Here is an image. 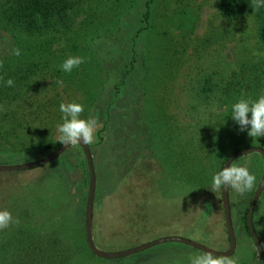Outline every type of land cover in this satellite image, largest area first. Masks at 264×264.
<instances>
[{"label": "rangeland", "instance_id": "374dc122", "mask_svg": "<svg viewBox=\"0 0 264 264\" xmlns=\"http://www.w3.org/2000/svg\"><path fill=\"white\" fill-rule=\"evenodd\" d=\"M130 1H122L123 6L120 4L126 19L119 23V29L107 30L101 26L92 43L99 64L107 66L109 73L103 70L105 75L102 76L108 83L94 88L82 84L77 87L71 83L59 85L64 103L73 101L72 97L77 99L75 102L89 99L87 118L97 121L95 139L88 144L95 176L94 244L103 252H120L160 238L181 237L218 252H227L230 243L222 207V189L216 192L210 189L212 174L219 166L214 147L210 145L209 150L202 153L196 144H192L190 158L184 155V165L167 154L172 152V145L173 148L178 146L179 139L185 141L186 134H177L176 120L179 119L184 126L195 124L187 115L195 107V92L216 85L218 80L234 82L239 76L240 87L246 89L250 86V92L256 95L251 98H256L264 90V50L258 41V16L262 10L227 21L218 13L217 0H156L150 27L144 29L137 39L135 69L129 73L115 99L112 86L119 83L125 70L117 79L115 74L123 66L122 59L130 57L126 52L129 39L143 26L140 13L144 10L145 0H138L133 9L129 8ZM96 2L92 0L90 13L98 21L112 11V0H102V9L97 8ZM82 18L79 17L78 21ZM66 43L65 36L61 35L52 51L54 47L61 49ZM13 48L15 37L0 31V65L12 54ZM255 73L258 75L256 82L253 80ZM49 81L44 83L49 90L39 94L41 100L53 93ZM65 87L68 97L64 94ZM85 87L92 89L91 98L81 97ZM95 94L99 96L93 100ZM161 96L169 111L167 114L176 118L173 124L167 123L164 128H160L157 121ZM112 99L117 101L107 113L106 107ZM178 99H182L179 104ZM87 111L88 108H84L82 118ZM226 111L227 106L218 109L219 113ZM60 121L52 130L55 140L58 138L56 125ZM99 135L103 142L97 145ZM245 137L248 141L240 142L238 137L234 138V148L249 144L254 145L250 148H264V138L257 144L249 143L252 138ZM163 145H166L165 157ZM18 150V145L16 152L7 146L0 148V166L33 163L52 153L33 151L28 153L33 158L25 159ZM233 163L248 167L257 176V183L253 190L244 194L228 189L236 249L227 258L237 259L238 264H263L243 221L263 177V159L259 154H250ZM89 188V167L79 144L72 145L59 159L43 167L2 172L0 209L11 211L17 223L0 232L30 224L51 228L55 222H62L73 229L68 236L77 239V242H71L79 249L72 259L73 264H188L190 255L201 253L182 244L168 243L129 257L87 260L80 252L79 242L82 241V228L86 238ZM190 190L193 191L188 193ZM254 210L253 227L263 247L264 228L257 232L254 225L264 226V191Z\"/></svg>", "mask_w": 264, "mask_h": 264}, {"label": "trees", "instance_id": "16d2710c", "mask_svg": "<svg viewBox=\"0 0 264 264\" xmlns=\"http://www.w3.org/2000/svg\"><path fill=\"white\" fill-rule=\"evenodd\" d=\"M122 1L128 2V0H112V11H108L97 21V17L90 13L92 0H0V31L14 36L15 48L21 49L19 57L11 54L0 65V77L5 80L12 78L15 85L14 87H6L0 81V148L7 146L11 148V151L16 152L18 145L20 148L18 153L24 154L25 159H32L33 157L28 154L29 152H54L63 145L52 137L55 123L61 117L59 105L64 102L56 81L62 79L66 86L71 83L77 87L82 84L83 86H91V88L100 84L99 87H102L108 83L107 78L102 76L103 70L109 73L107 66L104 67L99 64V59L96 58L97 52L93 51L92 43L96 40L97 30H101V26L107 30L119 29V23L125 22L126 13L120 10L122 9L120 4L123 6ZM137 2L138 0H131L129 8L132 7L131 9H133V5ZM96 3L97 8L102 9V0H97ZM155 3L156 0L143 2L144 10L140 13V21L143 26L129 39L127 44L129 49L126 52L130 53V57L122 59L124 61V63L122 62L123 66L118 69L119 73L115 74L117 79L120 72L125 70H123L124 73L119 79V83L112 86L113 98L115 99L119 97L120 90L125 85V79L129 73L135 69L137 39L144 29L150 27ZM252 5L253 0H217L218 13L221 18L227 21H232L254 11ZM125 8L123 7V9ZM261 10V15L258 16L260 20L258 41L264 50V8ZM81 16L83 18L78 21ZM61 35L65 36L68 43L59 50L58 47H54L52 51V46L58 43ZM75 55L81 57L85 55V62L71 73L62 72L59 65L68 56ZM12 68L15 69L8 71ZM240 78V76L234 78V82L227 79L218 80L216 85L205 87L199 93L195 92V105L194 103L193 105L196 108L192 107L187 114L189 121L195 122L193 125L184 126L179 119L176 120V118L168 115L169 111L162 101L163 96L159 98L161 108L157 119L160 123L159 127H167V123L168 125L173 124L176 120L178 123L177 134L179 136L186 134L184 142L179 139L177 147L173 148L172 145V152H168L167 157H175L177 162L184 165V155L190 158L192 144H196L202 153L208 151L209 146L212 145L219 161L218 170H220L232 154L254 147L253 144H249L234 148L232 144V140L236 137L240 142L248 141V139L245 137L247 133L240 132L238 126L231 120L230 104L241 93L249 97L256 96L250 92V86H246V89L240 87ZM48 80H50L48 86L53 93L41 100L39 94H44L49 90L47 86H44ZM253 80L255 82L258 80L256 73ZM91 93L92 89L85 87V92L81 93V97L89 96L91 98ZM64 94L65 97H68L67 87L64 89ZM98 96L99 94H95L93 100L97 99ZM71 99L77 100L73 97ZM113 100L106 107L108 108L107 113L117 101ZM181 100L178 99L176 102L179 104ZM78 103H82L84 108H88L86 114L83 115V118H87L90 113L91 101L85 99ZM226 106V112H218V109H223ZM182 128L185 130L183 133ZM104 129L105 126L102 127V131ZM259 140L263 139L260 138ZM102 142L103 138L99 135L97 145ZM251 142L253 141L249 140V143ZM163 146L162 153L165 157L166 145ZM261 148L263 147L261 146ZM189 180L188 176V183ZM247 210L243 221L246 232L251 237L246 222ZM9 229L0 232V264H73L72 259L79 251L78 248L71 245V242H77V239L68 236L71 234L69 231H73V229L62 222H55L51 228L30 224L27 227L20 226ZM81 235L80 252L84 254L87 260L97 258L89 251L84 228H82ZM98 259L107 261L106 259Z\"/></svg>", "mask_w": 264, "mask_h": 264}, {"label": "clouds", "instance_id": "9594fccd", "mask_svg": "<svg viewBox=\"0 0 264 264\" xmlns=\"http://www.w3.org/2000/svg\"><path fill=\"white\" fill-rule=\"evenodd\" d=\"M253 10L259 11L264 8V0H253ZM12 55L19 57L20 48H13ZM85 62L84 57L68 56L60 65L62 72L68 74L80 67ZM3 85L14 87L12 78L4 79L0 77ZM56 83L63 86L64 81L59 79ZM59 112L61 122L56 125L58 134L57 142L64 145L91 144L95 139L97 121L94 118H82L84 105L75 101L60 103ZM231 120L238 126L240 132H246L253 142L260 144L259 139L264 138V90L256 98H251L241 93L231 104ZM40 128V127H39ZM257 183V176L248 167L237 163L225 164L220 170L214 172L211 177V187L213 192L223 189L234 190L236 193L244 194L253 190ZM195 190V189H194ZM190 190L188 193L192 192ZM17 223L11 211L0 209V230L8 228ZM257 232L264 226L254 225ZM188 264H238L237 259L218 257L212 251H203L188 257Z\"/></svg>", "mask_w": 264, "mask_h": 264}, {"label": "water", "instance_id": "95a60500", "mask_svg": "<svg viewBox=\"0 0 264 264\" xmlns=\"http://www.w3.org/2000/svg\"><path fill=\"white\" fill-rule=\"evenodd\" d=\"M79 145L82 147L84 154L86 156V160H87L88 167H89V173H90V188H89V194H88L87 208L85 212V228H86V241H87L90 252L94 256L101 258V259H106V260L118 259L122 257L133 256L135 254H138L146 250L152 249L154 247H157L163 244H168V243L182 244V245L194 248L196 250H199L201 252L212 251L218 257H230L233 255L236 249V238H235V234H234V230H233V226L231 222L228 190L224 191L223 189H222V207H223L225 224H226L229 243H230V249L227 252H218L206 246H203L197 242L184 239L181 237L160 238L152 242L142 244L138 247H135L129 250L120 251V252H103L97 249V247L94 244L93 237H92V215H93V204H94V196H95V176H94L92 157H91L88 144L87 145L79 144ZM70 146L72 145L63 144L60 148L52 152L49 156L37 162L28 163L24 165H16V166H0V173L2 172L11 173V172H18V171H24V170H30V169L42 167L56 160L64 152H66L70 148ZM250 154H259L262 157L263 163H264V150L263 149L248 148V149L240 150L232 154L231 157L224 163V165L225 164L227 165L240 157H244ZM263 191H264V171H263L262 180L248 207L247 216H246V222H247L249 233L253 239L258 255L262 263L264 264V249L253 227V212H254L255 206L259 198L261 197Z\"/></svg>", "mask_w": 264, "mask_h": 264}]
</instances>
